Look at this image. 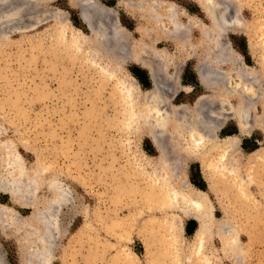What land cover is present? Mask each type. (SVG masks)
<instances>
[{"label": "rangeland", "instance_id": "374dc122", "mask_svg": "<svg viewBox=\"0 0 264 264\" xmlns=\"http://www.w3.org/2000/svg\"><path fill=\"white\" fill-rule=\"evenodd\" d=\"M162 1L173 3L183 13L185 23L189 15L209 24L194 0ZM100 2L115 8L116 21L134 50H154L159 56L155 61L157 75L160 74V83L165 85L158 93H162L169 107L192 105L199 95L208 94L195 70L197 55L193 51L200 38L196 29L183 40L181 49L175 42L162 38L151 47L147 41L142 42L137 31L147 24L138 14L129 12L123 5L118 6L123 0ZM221 3L227 16L235 15L238 20V28L225 30L226 38L243 56L244 62L261 74L257 84L264 90V64H261L264 58V0H221ZM28 11V21L22 15L15 20L23 22L16 24L21 27L19 32L7 37L0 29V156L18 154L23 170L33 176L31 180L35 186L27 196V205L33 208L12 203L8 195L0 193V203L13 208L10 221H5V229L0 224L1 264H264V162L253 168L249 166V153L264 148L262 132L254 128L248 135L240 136L236 120L224 113L225 118L218 122L219 125L207 119L211 124L208 129L201 126L203 131L199 127L195 129L197 135L205 134V166L202 164L204 158L198 155L168 162L173 174L169 176L170 182L180 190L186 189L184 184L203 188L223 227L221 233L216 227L200 254H192L198 229L197 223L196 231L187 232L188 223L194 220L192 216H185L178 210L169 211L175 217L173 225L178 230L175 242L166 224L159 225L164 215L156 207L161 191L153 175L162 171L159 152L141 119L138 123L132 118L129 120L128 110L132 107L122 98L121 82L131 89L130 99L137 105L140 115H144L143 109L148 110L152 103L148 94L156 90L148 70L129 59L107 77L100 71L99 54L91 48L82 46L83 51L71 52L69 41L74 38L73 34H79L80 30L88 36L90 32L69 0L30 4ZM251 37L256 43L255 50L249 47ZM88 56H92L93 61L88 60ZM174 62L179 63L178 72ZM174 85L180 88L173 91ZM186 85L189 92L183 90ZM222 89L227 95L235 90L246 92L247 86L233 78L223 82ZM226 102L229 108L237 104L233 95L227 97ZM254 108L255 113H260L258 104ZM163 110L161 118L175 117L181 123L188 116L184 112ZM147 115L149 123L154 124L156 117L151 113ZM184 130L188 132L189 129ZM187 132L178 138L181 147L189 144ZM228 135L238 138L237 149L228 152L221 162L213 146ZM170 142L166 138L163 144L167 147ZM218 164L224 167L218 168ZM54 178L67 185L73 197L53 210L58 216L54 224L59 230L49 260L45 262L40 261V253L31 252L30 241L38 238L41 232L45 234L46 227L40 222L42 218L37 209L53 199L46 185ZM238 187H246V194L250 193L246 195ZM33 189H37L36 192ZM249 195L250 200L245 201ZM33 229L38 232L33 234ZM146 239L151 242L149 247ZM224 241L229 243L227 250Z\"/></svg>", "mask_w": 264, "mask_h": 264}, {"label": "bare ground", "instance_id": "6f19581e", "mask_svg": "<svg viewBox=\"0 0 264 264\" xmlns=\"http://www.w3.org/2000/svg\"><path fill=\"white\" fill-rule=\"evenodd\" d=\"M18 1L20 0H0V29L4 33H6L7 37H9L12 33L19 32L18 29L20 26L18 27V25H16L17 22L19 21H15V20L20 19L21 18L20 15H22L24 19H27L26 21L29 20L30 13L28 11V6H30V4L34 5L49 0H22L23 2L20 4H18L19 3ZM123 1L124 2L118 3V6L123 5L126 8V10H128L129 12L138 14L140 18L147 24L146 28L144 29L141 28L137 31H139L141 34L143 40L142 42L146 43L147 41L148 42L147 44H149L151 47H155V45L159 43L160 39L162 38V39H169L175 42L177 47L181 49L183 46V40L187 39L189 36L193 34V29H196L200 34L198 44L196 45V47H194L196 49L193 51L197 55L195 70L200 84H202V86L208 91V94L199 95L192 105L184 103L178 106L169 107L168 103L164 101L163 96L161 95L162 93H158L159 92L158 90H160V87H162L164 84V83L163 84L160 83V80L158 78L160 74L157 75V68L155 65V61L158 60L157 57L159 56L156 55V52H154V50L151 52H147V50L146 49L144 50L143 48L134 50L131 47L128 38L124 36L126 33L123 35L124 32L122 33V29L120 28L118 21H116L118 18L115 8H111L104 5L102 2H100V0H69V3L78 10L80 19L82 20L83 23L86 24L90 32L88 36L85 35L83 32H81L80 30H78L79 34L77 32L73 34L74 38L71 37L72 39L69 41L71 42L69 45L71 47L70 49L71 52H78V51L80 52V50H82L81 49L82 46L91 48L92 52L99 54L97 61L98 60L101 61L100 71L103 75L105 74V76L107 77L112 76L115 67L121 68V66H123L126 63V61H129V59H132L134 62L139 63L142 67L148 70V73L156 90L154 94L153 93L148 94V99L149 98L152 99V103L150 104L151 107L149 106L148 110L146 108H145L146 110L143 109L144 115L143 114H142L143 116L140 115L141 113H139V110L137 109V105L133 104L132 100L130 99L132 98L131 97L132 95L129 96L131 94V89L125 86L126 84L124 85V83L121 82L122 86L120 87V89L121 92L123 93L122 98L124 97L123 100H127L126 101L127 104H130L132 107L131 108L129 106L132 109V110H128L129 115L127 111L129 120L130 118H132L134 119V122L138 123L139 119H141V123L143 122L142 124L147 130L148 137L150 138L153 145L157 148L159 152L160 167L162 171H160L159 173L158 172L153 173V175H156V181H159L160 183L159 186H157L158 188L157 187L156 188L159 189L160 187V191H161L160 194L161 198L158 199L156 207L159 208L162 214L164 215L163 216L164 218L162 217L163 221H160L161 223L159 222L160 223L159 225L166 224V226L170 230V235L173 239L172 241L175 242L178 240L177 239L178 230L176 229V225H173V221L175 217L171 215L169 211L172 209L178 210L185 216H192L193 219L196 220V222L198 223V229L196 232V240L191 251L192 254L197 255L200 254V252L204 247L205 241L212 236L216 227L218 233L219 232L221 233L223 231V227L221 225V222H219L216 216L214 215L213 208L206 191L201 190L192 185L186 186L185 184L184 187H186V189L180 190L176 188L177 186L173 185L170 182L169 176L173 174L169 170L170 166H168V162H170L172 159H178V158L185 159L190 157L191 155H198L199 157L202 156L204 158L203 154L206 151V143L203 141V136L205 134L199 136L195 133L196 131L195 129L199 127V130L203 131L200 129V126L203 128L207 127L208 129L211 124L207 122V119H210V121L211 120L214 121L216 125L218 122L221 123L220 121L225 118V115L223 116L224 113H228L232 118L236 120V123L240 130V136L248 135L250 131L256 128L262 132L264 138V90L258 88L259 86L257 84L258 81L261 80V76H260L261 74L259 75V73L255 71L252 66H249L244 62L243 56L240 55L233 48V45L226 38L225 33L227 29L228 28L233 29L237 27L238 20L235 15H232L231 17L227 16L225 10L222 9L223 6L221 5L222 4L221 0H194L208 18L209 20L208 25L198 22L196 18L189 15H188L189 17L188 23H185L183 20V13L179 12L176 6L171 2L167 3L162 0H127V1L123 0ZM16 2L17 4L14 5V3ZM224 9L226 8L224 7ZM27 11L29 14L27 13ZM19 23H21L20 25H22L23 22H19ZM27 27L28 26L25 25V28ZM56 44L58 45L57 41ZM57 45L56 47H58ZM249 47L251 50H255L256 48V43L253 37H251ZM57 50L58 49H56V51ZM85 56L87 55L85 54ZM91 57L92 56H88V58L87 57L85 58H87L88 60L89 59L92 60ZM173 64H174V69H176L177 71V69L179 68V63L174 62ZM261 64L262 65L264 64V58L261 59ZM233 78L237 80V83H244V85L247 86V91L243 92L242 90H235L233 91V93L228 94L226 92L227 95H224V92L222 91L223 82ZM115 79L117 78L115 77ZM97 80H99V78ZM103 82H105V78ZM115 82L117 81L115 80ZM103 85L100 84V86ZM238 87H240V85ZM173 88H174L173 91H176L180 87L179 85H174ZM183 90L187 92L190 91L187 85L183 88ZM116 91H117L116 93L119 92L117 89ZM232 95L236 97L237 104L234 105L231 104V107L229 108L228 107L229 104L227 105L226 101H227V97ZM248 99L249 100L251 99V101L249 102ZM255 104H258L260 108V113L258 114L255 113L254 111ZM163 109L165 110L167 109L169 113L171 112L187 113L188 115L187 119L184 120L183 123H181V121L179 122V119L177 120L175 117L168 116L167 118L164 117L161 118L162 113H164ZM149 113L153 114V116L156 117L157 119L154 124H150L149 120H147L148 118L146 117V115ZM186 128L189 129L188 132L186 130V132L188 133L187 138L189 140V144L187 146L181 147L178 144V138L186 133L184 130ZM166 138H169L171 141L170 146L167 147H165L163 144V141ZM237 145H238V138L234 135L225 136L220 141H217L214 144L213 149L215 154H217L216 157H218V161L219 159L220 161L223 160L224 156L228 154V152L235 151L237 149ZM263 145H264V140H263ZM12 154L0 156L1 159L0 160L1 163L0 193H4L8 195L12 203H18L21 206H25V207L30 206L31 208H33L32 205L30 204L27 205L28 203L27 196L28 194L30 195V192L32 191L31 188L35 187L31 180L33 176L31 177L23 170L24 167L22 166L21 163L23 161H21L20 156L18 154H13L12 156ZM249 154H250L249 156L250 168H253V165H260L264 162L263 147L257 148L251 151ZM177 162H179V160ZM202 162H203L202 163L203 166H205L206 159L204 158ZM216 166H218V168L222 167L221 164L220 165L218 164ZM44 170L45 169H43V171ZM155 171H157L156 168ZM47 183L48 185L46 186L49 189L48 191L53 193V199L48 200V202H45V204L46 203L47 204L43 208L41 207L37 209V212L39 213V217L42 218L40 222L45 225L46 231L44 236L42 235L41 232L38 238L37 237L33 238L30 241V245H31L30 248L31 249L33 248L31 252L36 255L40 253L41 256L39 258L40 261L45 260V262L46 260H49V256L51 255V252L56 244V238H57L56 233H58L59 230L55 227L54 224L55 223L54 221H56V217L58 216L53 214V210L59 204H64L66 201L72 199L71 197H73L72 195H70V190L66 187L67 185L66 186L62 185V183L59 182L58 179L56 178L50 179ZM238 188L240 189V191L246 194V187H238ZM36 190L34 191L36 192ZM250 197L251 196L249 195V199L247 197V199L244 200L245 201L250 200ZM58 208L60 207L58 206ZM12 213H13V208L10 205L0 203V224L2 228L5 229V221L7 220L10 221ZM151 219L149 221H151ZM175 222L177 221L175 220ZM36 230H34V232ZM37 232L33 234H36ZM150 243H151L150 240L146 239L147 247H149ZM224 243H225L224 247L227 250L229 243L227 244L225 241ZM30 248L28 249V251L30 250ZM127 256L130 257V254H127ZM38 257L39 256H37V258ZM41 264H44V262Z\"/></svg>", "mask_w": 264, "mask_h": 264}, {"label": "trees", "instance_id": "16d2710c", "mask_svg": "<svg viewBox=\"0 0 264 264\" xmlns=\"http://www.w3.org/2000/svg\"><path fill=\"white\" fill-rule=\"evenodd\" d=\"M201 189H203V188H201ZM190 224H193V227H189ZM194 224H196V226H195ZM196 228H197V222H196V220H191V221L188 223V225H187V232H188L189 234H192V233L195 231Z\"/></svg>", "mask_w": 264, "mask_h": 264}, {"label": "crops", "instance_id": "0c3cea01", "mask_svg": "<svg viewBox=\"0 0 264 264\" xmlns=\"http://www.w3.org/2000/svg\"><path fill=\"white\" fill-rule=\"evenodd\" d=\"M195 231H196V229H195Z\"/></svg>", "mask_w": 264, "mask_h": 264}]
</instances>
